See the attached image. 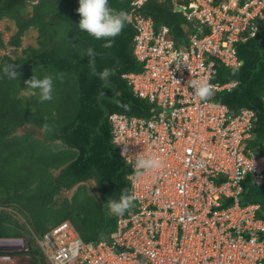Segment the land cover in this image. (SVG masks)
<instances>
[{
  "label": "built area",
  "instance_id": "built-area-1",
  "mask_svg": "<svg viewBox=\"0 0 264 264\" xmlns=\"http://www.w3.org/2000/svg\"><path fill=\"white\" fill-rule=\"evenodd\" d=\"M172 2L193 25L181 41L136 8L128 13L142 69L123 77L149 102L147 115L109 114L136 199L100 240L85 241L68 222L42 236L30 228L46 264H264L261 205L241 203L250 175L253 184L264 182V154L248 151L257 113L211 99L236 86L215 80L218 64L242 65L237 44L264 22V0ZM190 80L208 82L213 95L196 97ZM138 156L158 157L164 166L138 175ZM28 248L25 237H0V264H44L25 254Z\"/></svg>",
  "mask_w": 264,
  "mask_h": 264
},
{
  "label": "trees",
  "instance_id": "trees-1",
  "mask_svg": "<svg viewBox=\"0 0 264 264\" xmlns=\"http://www.w3.org/2000/svg\"><path fill=\"white\" fill-rule=\"evenodd\" d=\"M0 0V22H17L10 44L16 48L31 27L39 31L38 46L22 55H0V69L17 66L19 77L9 79L0 71V236L25 237L35 262L46 264L34 246L33 229L42 236L53 226L69 220L85 241L107 238L117 229L118 216L108 203L130 195L129 169L113 143L108 113L146 116L149 102L136 96L125 73L142 69L134 54L136 30L127 21L115 38L97 40L77 29L98 53L116 57L95 58L73 35L76 0ZM227 0H216L222 3ZM28 6H33V10ZM115 12H137L153 18L156 27L168 25L178 41L188 36L189 23L171 0H109ZM81 16H79V21ZM64 26L60 30L59 26ZM254 36L237 44L243 63L237 68L218 64L216 81L237 82L232 89L211 99L227 104L233 112L256 110L249 152L264 154V22ZM193 28V27H192ZM0 47L6 48L0 30ZM52 76L53 100L41 102L39 90L27 88L26 80ZM110 82H109V81ZM117 85L118 90H115ZM25 129L24 133H19ZM58 174H56V172ZM94 180V190L88 182ZM75 189L72 198L66 190ZM241 203L260 204L264 213V182L257 186L252 175L244 183ZM95 191V192H94ZM5 207V208H4ZM9 208L15 209L17 217ZM23 220H25L23 222ZM31 228V229H30Z\"/></svg>",
  "mask_w": 264,
  "mask_h": 264
},
{
  "label": "clouds",
  "instance_id": "clouds-1",
  "mask_svg": "<svg viewBox=\"0 0 264 264\" xmlns=\"http://www.w3.org/2000/svg\"><path fill=\"white\" fill-rule=\"evenodd\" d=\"M227 1H229V0H227ZM183 4H186V3H183ZM79 5L80 6L77 9V11L81 16V20L79 21L78 29L80 31H83V32L91 35L92 37H94L97 40H100V39L107 40L108 38H115L116 36H118L121 33V31L125 27V24L128 21L127 13L123 10H121L119 12H115L113 9L110 8L109 0H79ZM179 7H181V6H179ZM174 9H175V6H174ZM187 9H190V8H187ZM187 9H186V12H189V11H187ZM181 10H183V7ZM190 11H191V9H190ZM180 12H182V11H180ZM182 13H184V12H182ZM184 15H185V13H184ZM186 19H187V16H186ZM256 22L259 23L260 20L256 21ZM186 26H188L191 29L193 27L192 23L189 21V23L185 25V30L188 32L190 30ZM186 61H187V57H184L181 61V64L187 65ZM16 68H17V66H15V65H6L2 69H0V71H2L3 74L6 75L9 79L15 80L19 77V74L16 71ZM228 68H230V67H228ZM234 68H237V67H234ZM100 75L102 78L107 77L109 75V70L105 69L102 73H100ZM25 83L27 84V88H30L33 90H39V96H40L41 102L53 100L54 83H53V77L52 76H45L44 78L41 79V78H37L35 75H33V77L31 79L26 80ZM189 83H190L192 89L194 90V95L196 97H199L201 100L207 101L213 95L212 86L208 82L190 80ZM110 113H112V112H110ZM108 117H109V115H108ZM132 166H133V169L136 171V173L139 175V174H142L144 172L156 171V170L162 168L164 166V163H163L162 159H160L158 157L146 158L143 156H138L132 162ZM58 172L59 171H57L56 174H58ZM91 181H94V180H91ZM129 182H130V180H129ZM66 191H69V190H66ZM129 192H130V184H129ZM135 199H136L135 194L121 195V198L119 201H115V200L109 201L108 208H109L111 213H113L117 216H122L132 206ZM11 209L13 210L12 212L14 214H16L17 217H20V219H21V216L19 215V213L15 209H13V208H11ZM9 210H10V208H9ZM24 221L25 220H23V222ZM64 222L70 223L75 228V226L69 220L63 221L60 224H62ZM60 224H58V225H60ZM58 225H55L53 227H56ZM76 231H77V229H76ZM0 237H10V236H0ZM3 253L4 252H0V254H3Z\"/></svg>",
  "mask_w": 264,
  "mask_h": 264
},
{
  "label": "rangeland",
  "instance_id": "rangeland-1",
  "mask_svg": "<svg viewBox=\"0 0 264 264\" xmlns=\"http://www.w3.org/2000/svg\"><path fill=\"white\" fill-rule=\"evenodd\" d=\"M31 9V7L29 8ZM65 28L63 25L59 26L60 30H64ZM0 30L3 32V39L6 45V48H1L0 47V55L4 54H10L14 58H16L19 55H22L23 49L27 48L30 45L33 46H38L39 44V31L35 27H31L29 30L26 31L25 35L23 36L22 39V44L20 47L16 48L15 46H12L10 44V40L12 36L17 32V27L14 19H10L9 17H5L1 20L0 22ZM25 129H21L19 133H24ZM96 186L95 181H89L88 182V188L91 190H94ZM95 192V191H94ZM75 193V189L66 191L65 194L69 197L72 198V196ZM113 213H111L112 215ZM114 215V214H113ZM71 222V221H70ZM72 223V222H71Z\"/></svg>",
  "mask_w": 264,
  "mask_h": 264
},
{
  "label": "water",
  "instance_id": "water-1",
  "mask_svg": "<svg viewBox=\"0 0 264 264\" xmlns=\"http://www.w3.org/2000/svg\"><path fill=\"white\" fill-rule=\"evenodd\" d=\"M121 1H126V0H121ZM79 0H76V10H75V13H74V16H73V21H72V30H73V35L74 37L80 42L82 43L84 46L87 47V49L90 51L91 55L95 58H104V57H107V56H113V57H116L117 59V63L108 68V70H111V69H115L117 68L119 65H120V58L113 54V53H98L97 51H95V49L91 46V44H89V42H87L84 38H82L79 34H78V19H79V16L80 14L78 13L77 9L79 8ZM179 9H182V7H178ZM187 11H190V9H187ZM107 78V77H105ZM109 81V80H108ZM110 82V81H109ZM118 90V87L117 85H115V90L113 93H116ZM109 115V113H108Z\"/></svg>",
  "mask_w": 264,
  "mask_h": 264
},
{
  "label": "flooded vegetation",
  "instance_id": "flooded-vegetation-1",
  "mask_svg": "<svg viewBox=\"0 0 264 264\" xmlns=\"http://www.w3.org/2000/svg\"><path fill=\"white\" fill-rule=\"evenodd\" d=\"M33 3L35 4L36 1L34 0ZM28 7H29V8L31 7V10H33V6H28ZM15 23H16V27H17V22H16V20H15Z\"/></svg>",
  "mask_w": 264,
  "mask_h": 264
}]
</instances>
